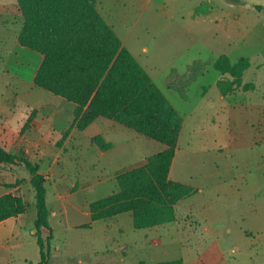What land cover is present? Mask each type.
Instances as JSON below:
<instances>
[{"label": "rangeland", "instance_id": "rangeland-1", "mask_svg": "<svg viewBox=\"0 0 264 264\" xmlns=\"http://www.w3.org/2000/svg\"><path fill=\"white\" fill-rule=\"evenodd\" d=\"M96 8L182 118L178 158L171 169L172 177L178 175L182 179L181 157L187 146L211 148L214 143L210 135L219 136L224 142L231 131H246L250 136L256 133V122H251L253 114L245 113V108L239 105L231 107L226 99L219 98L221 94L216 82L224 75L214 69L213 63L219 55H226L232 62L248 58L250 67L242 80L244 84L252 83L254 88L245 92L249 100L264 102V0H97ZM22 26L23 17L15 0H0V101L15 97L36 101L42 93H48L36 88L27 93L29 85L21 84L6 73L15 42L13 34L19 33ZM165 77L170 79L172 86H164ZM16 84L20 86L15 88ZM66 105L72 106L70 102H65ZM65 107L63 114L66 116L69 110ZM96 127L94 125L88 131L95 132ZM117 127L125 133L131 148L130 153L126 151L113 156L118 168L122 163L128 166L132 159L153 156L164 147L129 128ZM135 141L141 145H134ZM82 154L79 153L73 163L85 162L86 155ZM86 154L88 159L94 158L93 152ZM100 163L101 160L95 174L101 181L70 197L65 194L59 202L53 180L47 176L48 183L44 185L53 231L52 261L50 259L48 264H151L177 259L183 260L184 264H264V200L263 203L256 200L248 206L239 204L240 196L244 197L242 190L225 200L226 197L214 190L212 180L204 181L209 186L205 195L195 194L181 200L180 205L190 207L191 211L184 219L179 207L178 226L167 223L148 230L135 229L130 213H124L97 222L93 231L70 230L69 222H90V217L84 213L88 211L85 208L88 201L100 200L118 190L114 179L103 178L109 170L100 171ZM69 165L67 162L66 167ZM53 170L58 172V166ZM70 171L69 168L66 172ZM242 171L248 178L252 169ZM27 177L31 178V175L25 169L0 166V193L13 191L27 205L22 216L11 220L13 226L24 225L17 237L23 239L14 237L3 243L0 264H36L40 259L33 224L35 193ZM16 180L22 186L18 184L13 189L5 186ZM56 188L59 191L60 188ZM262 193L259 196L264 195V190ZM249 211L256 212L251 214ZM197 215L206 221L215 235L214 240L207 243L208 250L197 249V243L189 247L180 231L181 222L198 219L197 230L204 233L203 220ZM228 229H231L230 233ZM224 238L235 247H228L226 251L217 249L216 243L222 244Z\"/></svg>", "mask_w": 264, "mask_h": 264}, {"label": "trees", "instance_id": "trees-1", "mask_svg": "<svg viewBox=\"0 0 264 264\" xmlns=\"http://www.w3.org/2000/svg\"><path fill=\"white\" fill-rule=\"evenodd\" d=\"M96 1L15 0L23 17L17 41L43 56L33 85L75 105L71 127L82 131L96 119L106 118L164 145L143 164L116 175L117 192L91 202L90 222L80 228L90 229L94 222L124 213H130L135 229L165 225L176 219L175 204L192 193L191 187L168 178L182 118L99 14ZM213 66L224 75L216 82L221 95L254 88L242 80L250 67L248 58L232 62L219 55ZM92 141L101 150L111 147L101 136ZM0 166H20L31 175L36 208L34 236L40 252L36 264H48L53 231L39 166L23 153H10L1 145ZM18 184L16 180L5 186L13 189ZM26 206L20 196L0 195V222L23 214ZM151 264L184 262L177 259Z\"/></svg>", "mask_w": 264, "mask_h": 264}, {"label": "crops", "instance_id": "crops-1", "mask_svg": "<svg viewBox=\"0 0 264 264\" xmlns=\"http://www.w3.org/2000/svg\"><path fill=\"white\" fill-rule=\"evenodd\" d=\"M4 12H6V10H3V13ZM17 35L18 33L13 34L15 42L12 45L11 55L6 67L8 71H6V73L8 72L10 76L22 82L21 84L25 83L29 85V87L26 88L28 93V91H34L36 88L33 85V79L42 62L43 56L27 47L21 46L17 41ZM169 80L168 77L164 78V86L168 87L171 85V82L169 84ZM18 86H20V84H16L15 88ZM19 91L20 90H18V92ZM50 94L49 92L42 93V97L38 98L36 101L21 97H15L13 99L6 98L0 101V145L10 153L17 155L23 153L31 162L38 164L39 173L46 180L45 183H48L46 179L47 176L53 180V185L57 191V194L55 193L57 202H59L60 199L63 200L65 194L66 197H70L72 193L87 190L94 186L97 181H101L95 174L99 160H101V163L100 165L98 164V169L100 171L109 170L103 178L112 179H114L116 175L145 162L146 158H137V160H135L136 162L132 159L128 166H123L126 164L122 163L121 167L118 168L113 156L131 151V148H129L130 143L126 140L125 133L117 127H121L122 125L111 119L98 118L85 130L80 131L75 127H71L74 119L75 105L71 103V107L69 105L65 107V102L68 101H65V99L59 96H51ZM219 96L222 100L226 99L231 107L239 105V107L245 108V113L250 112L253 114V120H251V122H256V133L250 136L246 131H231L229 135L225 137L224 142L221 137L210 135V139L214 143L211 148H188L187 146V148L183 149L181 157L182 179H179L178 175H175V177L171 176V169L178 158V138L168 178L173 182L191 187L192 193L189 196L195 194L200 196L205 195L209 191V186L205 185L204 181L212 180V185H214L215 188L214 190L217 191L218 195L221 193L223 195L222 197H226L225 200H230L229 198H231L236 191L242 190L244 197L242 198L240 196L237 203H244L245 206H248L256 200L262 202L264 200V195L259 196V194L264 190V102L249 100L248 93L243 91L233 95ZM63 107L69 110V114L66 116L64 115L65 111H63ZM94 125L97 126V130L95 132H89L88 128L90 129ZM67 130L68 133L64 136ZM96 136H101L111 147L108 150H101L92 141ZM137 143L141 145L139 141H135L134 145ZM163 149L164 147L158 152ZM87 152H93L94 158L88 159L89 156H87ZM79 153H83L82 156H86L83 158L85 162L77 165V163L73 162L76 160ZM67 162L70 164L68 167H66ZM56 165L59 169L58 172L53 170ZM17 168L23 169V167L20 166H17ZM69 168L71 171L66 172ZM245 168L252 169V172L248 173V178L246 176L247 173L242 171ZM253 174L254 177L252 178ZM260 176H262V178H260ZM28 178L30 179V177H27V180ZM19 186H22V183H20ZM56 186L60 188L59 191ZM8 192L16 195L13 191H4L0 193V195ZM186 198L184 197L182 199ZM181 200L174 206L176 219L171 223H175V226L179 224V207L182 208L181 214L183 218L188 211L189 213L191 211L190 207L188 208L180 205L183 202ZM46 203L48 207L47 192ZM90 203L91 201L86 203L85 208L88 211L84 212L86 213L85 215L89 217ZM48 210L49 216H51L49 207ZM261 210L262 209L259 211ZM249 212L254 214L256 211ZM197 217L202 219L198 215ZM234 217L238 216L234 215ZM16 218H18V216L0 222V247H4L3 243H7L8 239L13 240L14 237H16V240L23 239H18L17 237L24 225L20 224L22 226H13L11 224V220ZM187 221V223L185 221L181 222L180 225V231L185 237L184 243L189 247H194V243H197V249L208 250L207 243L214 240V232L209 229L205 220H203L202 224V231L204 233L197 230V224L199 225L198 219H196V221ZM6 224L8 226H6ZM83 224L85 223L70 224L69 222L68 228H70V230L93 231L97 222H94L90 229L80 228ZM223 224L226 225V222L224 221ZM102 230L104 229L102 228ZM227 231L230 233L231 229ZM196 235H198V237ZM202 235H204L203 238ZM79 240L81 239L79 238ZM222 242V244L219 242L216 243L218 246L217 249H224V251H226L228 247H235L232 244L230 245L226 238H224ZM78 262L81 263V260Z\"/></svg>", "mask_w": 264, "mask_h": 264}]
</instances>
